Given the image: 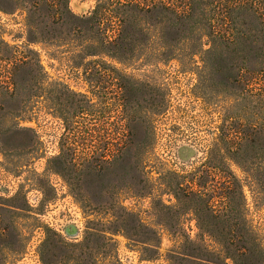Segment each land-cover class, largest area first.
Wrapping results in <instances>:
<instances>
[{
  "label": "rangeland",
  "instance_id": "rangeland-1",
  "mask_svg": "<svg viewBox=\"0 0 264 264\" xmlns=\"http://www.w3.org/2000/svg\"><path fill=\"white\" fill-rule=\"evenodd\" d=\"M156 1L0 0V264H264L263 22L161 50Z\"/></svg>",
  "mask_w": 264,
  "mask_h": 264
},
{
  "label": "trees",
  "instance_id": "trees-1",
  "mask_svg": "<svg viewBox=\"0 0 264 264\" xmlns=\"http://www.w3.org/2000/svg\"><path fill=\"white\" fill-rule=\"evenodd\" d=\"M131 2H128L127 5ZM246 8L256 12L263 22L262 30L264 31V0H157L154 9L157 10V25L159 27L156 30L155 40L160 44L161 50L169 48L170 44L164 39L163 28L182 25L187 20L189 24L188 36L198 35L201 38H206L207 48L202 50L203 53L222 52V49H226L229 44L239 43L240 36L244 32L236 26L237 16H234L233 13ZM139 12L149 14L151 9L149 7L141 8ZM217 20L222 22L223 28H218ZM185 38L189 37L185 36ZM260 55L262 57L259 62L264 65V48ZM263 77L264 66L260 72L248 73L243 77L244 90L248 96L243 93L240 96L255 98L258 103L264 104ZM255 126H264V122L261 124L256 122ZM230 157L226 155L225 159ZM232 157L239 169L246 172L250 178L257 179L254 176L255 173L264 172V152L255 155L256 160H246L245 156L239 154H234ZM234 177L233 173L227 176L228 179Z\"/></svg>",
  "mask_w": 264,
  "mask_h": 264
}]
</instances>
